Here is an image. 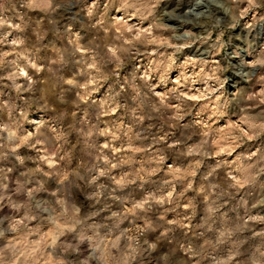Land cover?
I'll list each match as a JSON object with an SVG mask.
<instances>
[{
  "label": "clouds",
  "instance_id": "obj_1",
  "mask_svg": "<svg viewBox=\"0 0 264 264\" xmlns=\"http://www.w3.org/2000/svg\"><path fill=\"white\" fill-rule=\"evenodd\" d=\"M0 264H264V0H0Z\"/></svg>",
  "mask_w": 264,
  "mask_h": 264
}]
</instances>
